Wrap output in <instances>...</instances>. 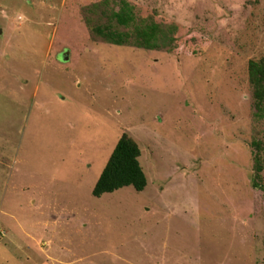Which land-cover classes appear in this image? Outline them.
<instances>
[{
    "label": "rangeland",
    "instance_id": "obj_1",
    "mask_svg": "<svg viewBox=\"0 0 264 264\" xmlns=\"http://www.w3.org/2000/svg\"><path fill=\"white\" fill-rule=\"evenodd\" d=\"M263 58L264 0H0V264H264ZM125 134L147 187L96 198Z\"/></svg>",
    "mask_w": 264,
    "mask_h": 264
},
{
    "label": "trees",
    "instance_id": "obj_2",
    "mask_svg": "<svg viewBox=\"0 0 264 264\" xmlns=\"http://www.w3.org/2000/svg\"><path fill=\"white\" fill-rule=\"evenodd\" d=\"M121 18L120 16L119 19ZM121 22L125 23L123 20ZM96 31L112 44L121 46L126 42V36L122 34L105 32L101 28ZM136 38L137 47L147 50H159L161 46H169L168 35L158 24L140 29ZM249 71L250 82L254 88L255 109L261 115L264 114V58L258 62L252 61ZM140 157L139 145L129 135H123L93 190L94 197L100 198L126 187L143 192L148 182L139 161ZM261 169L257 163L256 174L259 175Z\"/></svg>",
    "mask_w": 264,
    "mask_h": 264
}]
</instances>
